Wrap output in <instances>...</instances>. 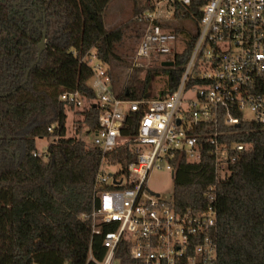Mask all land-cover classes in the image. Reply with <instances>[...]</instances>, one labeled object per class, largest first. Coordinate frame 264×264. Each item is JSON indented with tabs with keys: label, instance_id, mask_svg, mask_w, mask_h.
<instances>
[{
	"label": "trees",
	"instance_id": "1",
	"mask_svg": "<svg viewBox=\"0 0 264 264\" xmlns=\"http://www.w3.org/2000/svg\"><path fill=\"white\" fill-rule=\"evenodd\" d=\"M113 0H0V264H98L106 249V232L115 224H101L92 233L94 181L102 159L126 168L135 160L129 141L110 152L85 142L82 135L97 129L98 109L80 112V136L67 135L64 92L95 98L88 81L94 56L106 66L113 90L125 100L148 97L153 75H163L164 87L156 97L173 92L189 59L201 10L197 2L174 5L173 19L163 26L184 39V48L171 57V66L133 68L124 88L115 87L114 65L123 64L126 39H139L146 21L141 1L130 0L128 17L107 28L104 14ZM45 30V48L38 44ZM144 72L141 78L139 75ZM140 113H129L123 134H135ZM54 125L52 132L48 127ZM231 138L246 144L230 166L229 176L215 181L207 147L199 162L177 155L173 163L172 201L180 213L201 211L213 187L217 243L215 264H264V128L241 122ZM53 138L46 158L33 155L36 139ZM85 214V216H84ZM129 242L123 239L115 254Z\"/></svg>",
	"mask_w": 264,
	"mask_h": 264
},
{
	"label": "built area",
	"instance_id": "2",
	"mask_svg": "<svg viewBox=\"0 0 264 264\" xmlns=\"http://www.w3.org/2000/svg\"><path fill=\"white\" fill-rule=\"evenodd\" d=\"M197 2L199 29L177 88L163 97L125 100L116 96L106 68L92 67L89 86L95 98L64 92L60 100L74 109H98L92 146L102 154L129 141L135 160L120 173L106 174L111 166L102 159L95 176L92 233L101 224H115L106 232L104 259L98 264H215L217 243L213 187L201 211L180 213L170 201L146 187L147 176L165 167L173 175L177 155L199 162L205 147L212 156L215 181L229 176L246 144L233 142L236 125L255 122L264 128V0H143L146 21L134 51L133 68H150L171 61L178 37L164 27L173 19L174 5ZM140 113L135 134L126 136L129 113ZM247 114L249 117H247ZM54 125L48 127L52 132ZM76 129V128H75ZM70 136L78 137L76 130ZM36 157L46 158L38 151ZM85 216V214H84ZM129 246L116 259L119 243Z\"/></svg>",
	"mask_w": 264,
	"mask_h": 264
},
{
	"label": "rangeland",
	"instance_id": "3",
	"mask_svg": "<svg viewBox=\"0 0 264 264\" xmlns=\"http://www.w3.org/2000/svg\"><path fill=\"white\" fill-rule=\"evenodd\" d=\"M143 1V0H141ZM140 0H137V3L140 4ZM131 9L130 0H113L110 4L109 8L106 10L104 14V20L107 28H111L121 22H123L129 15ZM139 39L131 37L126 39V47L128 53L123 56V64L121 65H114L112 66L111 70L116 72L117 77L115 79V87H118L120 90L124 88V85L127 79L131 76L133 69H132V62L134 51L138 45ZM184 39L179 38L176 44V50L182 51L184 48ZM171 59V57H169ZM89 65L95 67L98 64L97 59L94 56H91L89 61ZM154 70L158 73H162L161 65L154 66ZM106 68V66H104ZM141 78L144 76V72H141L139 75ZM89 82V81H88ZM165 78L163 75H153L152 80L150 82V88L148 90V97H156L159 92L164 87ZM83 110L74 109L67 112V135L70 136L73 130H76L78 136L84 131V127L80 126L79 121H81L82 116L80 112ZM247 117L249 115L247 114ZM82 137L84 138L85 142L89 145H92L94 140V133L88 132L85 135L83 134ZM53 138H38L36 139V148L37 151L41 154L46 153L47 145L52 141ZM106 174H113L116 175L120 173L121 167L120 166H106L104 168ZM146 187L153 193L159 195L162 200L170 201L172 197V190H173V176L169 170L165 167L160 169L154 168L152 169L146 181Z\"/></svg>",
	"mask_w": 264,
	"mask_h": 264
},
{
	"label": "water",
	"instance_id": "4",
	"mask_svg": "<svg viewBox=\"0 0 264 264\" xmlns=\"http://www.w3.org/2000/svg\"><path fill=\"white\" fill-rule=\"evenodd\" d=\"M45 41H46V33H45V30H43L41 40L38 44L39 53H41L43 49L45 48ZM172 64H173L172 61H163L161 63V66H171ZM236 127H239V125H236ZM154 195L158 196V194L156 193H154Z\"/></svg>",
	"mask_w": 264,
	"mask_h": 264
}]
</instances>
